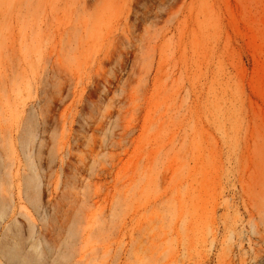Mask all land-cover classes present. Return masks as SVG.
I'll list each match as a JSON object with an SVG mask.
<instances>
[{
    "label": "rangeland",
    "instance_id": "374dc122",
    "mask_svg": "<svg viewBox=\"0 0 264 264\" xmlns=\"http://www.w3.org/2000/svg\"><path fill=\"white\" fill-rule=\"evenodd\" d=\"M17 1L0 16V155L17 178L33 131L22 247L264 264V0Z\"/></svg>",
    "mask_w": 264,
    "mask_h": 264
},
{
    "label": "bare ground",
    "instance_id": "6f19581e",
    "mask_svg": "<svg viewBox=\"0 0 264 264\" xmlns=\"http://www.w3.org/2000/svg\"><path fill=\"white\" fill-rule=\"evenodd\" d=\"M9 1L11 0H0V16L4 11L12 13L11 11H14L13 6L15 5L21 6L18 1L12 3V0L11 4ZM8 12L6 14H9ZM24 135L25 137H21L19 141V148L24 155V162L16 170L17 178L11 171H5V167L1 166L2 156L0 155V264H50L51 256H48L44 251H39L34 243H28L25 247H22L21 243L23 236L27 240L32 239L35 226V222L32 221L31 217L21 212L22 205L31 204L34 209L38 208L37 196L39 195L35 165L31 156L27 153L33 131L30 129ZM3 175L8 176L7 181L3 180ZM18 209L20 210L18 214L27 219V224L17 220ZM69 222L70 219L65 224L67 225ZM67 233L70 239L73 235L71 226L68 228ZM27 249L30 251H27Z\"/></svg>",
    "mask_w": 264,
    "mask_h": 264
}]
</instances>
